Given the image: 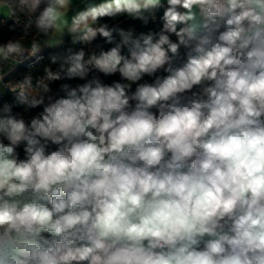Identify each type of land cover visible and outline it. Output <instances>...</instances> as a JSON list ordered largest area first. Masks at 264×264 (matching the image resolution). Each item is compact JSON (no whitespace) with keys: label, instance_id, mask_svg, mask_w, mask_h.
Listing matches in <instances>:
<instances>
[{"label":"clouds","instance_id":"1","mask_svg":"<svg viewBox=\"0 0 264 264\" xmlns=\"http://www.w3.org/2000/svg\"><path fill=\"white\" fill-rule=\"evenodd\" d=\"M0 264H264V0H0Z\"/></svg>","mask_w":264,"mask_h":264},{"label":"trees","instance_id":"2","mask_svg":"<svg viewBox=\"0 0 264 264\" xmlns=\"http://www.w3.org/2000/svg\"><path fill=\"white\" fill-rule=\"evenodd\" d=\"M3 35H4V38L6 39V38H8V36L11 35V33H8L5 30ZM98 46H100V47H106V46L103 45V42L102 41L99 42ZM45 63H47V61H45ZM24 70H26V69H22V71H24ZM41 71H42V66L40 68L35 69V72L36 73H40ZM73 83H75V82H73ZM54 87H55V85H54Z\"/></svg>","mask_w":264,"mask_h":264}]
</instances>
